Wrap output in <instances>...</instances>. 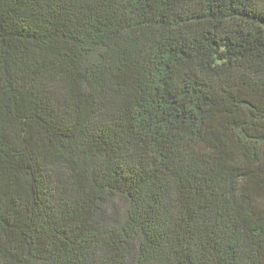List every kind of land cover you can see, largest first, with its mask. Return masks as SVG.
I'll list each match as a JSON object with an SVG mask.
<instances>
[{
	"label": "trees",
	"instance_id": "trees-1",
	"mask_svg": "<svg viewBox=\"0 0 264 264\" xmlns=\"http://www.w3.org/2000/svg\"><path fill=\"white\" fill-rule=\"evenodd\" d=\"M0 264H264V0H0Z\"/></svg>",
	"mask_w": 264,
	"mask_h": 264
}]
</instances>
